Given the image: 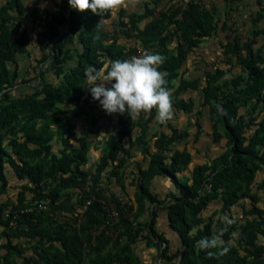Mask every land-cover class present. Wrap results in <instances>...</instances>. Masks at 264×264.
<instances>
[{"label":"trees","instance_id":"16d2710c","mask_svg":"<svg viewBox=\"0 0 264 264\" xmlns=\"http://www.w3.org/2000/svg\"><path fill=\"white\" fill-rule=\"evenodd\" d=\"M172 1L152 0L153 7L146 2L141 13L126 14L120 9L111 24L113 30L107 25L111 13L77 12L67 0H51L49 10L26 7L21 0H5L0 6V187L7 183L5 164L23 182L16 204L0 203V238L6 239L0 244V250H5L0 253V264H17L10 258L21 255L12 243L14 238L36 244V257L25 258L22 264H81L84 250L94 253L87 264H144L132 247L139 240L156 247L168 261L178 259V264H264V244L259 242L264 240V196L257 193L264 180L255 182L259 172L264 174V43L259 40L264 37V0H255L254 27L244 40L235 34L219 42L229 66L206 72L202 85L200 78H180L179 70L189 52L229 27L219 20L216 6L207 8L201 0H188L184 9L172 5L166 11L156 10ZM25 18L30 20L29 29L22 27ZM116 34L138 43L127 47L117 41ZM32 44L39 56L26 72L32 76L20 79L18 61ZM141 49L161 54L158 68L164 75L163 86L170 90L172 111L192 113L194 102L183 94L197 92L201 106L207 108L213 141L224 139L225 149L209 164H196L186 173L190 155L173 148L188 132L169 125L168 132H156L147 144L154 108L135 118L115 114L116 128L104 142L96 172L110 167V177H118L132 147L140 151L145 165L137 166L134 206H118V217L109 220L101 201L117 202L119 197L106 196L82 169L89 162V143L86 136L75 134V124L66 115L75 116L84 106L97 103L84 93L85 68L98 67L105 58H128ZM234 66L237 72L231 70ZM32 80L36 81L32 93L11 95L14 87ZM39 120L46 124L37 127ZM48 125L56 127L67 151L61 156L50 151L53 132ZM3 128L10 135L7 143ZM154 180L171 184L164 197L151 191ZM90 182L92 195L84 199L92 198L90 205L81 213L66 211L61 190L82 189ZM26 192L45 209L24 205ZM237 204L242 214L239 219L229 215ZM213 205L218 207L203 218L201 213ZM146 213L149 219L141 220ZM159 216L179 241L172 254H168L171 236L159 230ZM113 227L118 229L114 239L108 236ZM215 234L223 244L206 250L194 247L201 236ZM109 242L115 250L103 253Z\"/></svg>","mask_w":264,"mask_h":264},{"label":"rangeland","instance_id":"374dc122","mask_svg":"<svg viewBox=\"0 0 264 264\" xmlns=\"http://www.w3.org/2000/svg\"><path fill=\"white\" fill-rule=\"evenodd\" d=\"M23 5L26 7L38 6L43 10L51 9V0H21ZM57 1V0H55ZM152 0H147L149 2L150 7H153ZM207 8H211L212 6H216L219 10V20L221 22L224 20L226 22V26L229 27V30L222 32L218 31L217 35L205 39L198 48L189 52L186 58L185 63L182 65L179 70V77L191 80L200 78V84H204V76L206 72H214L216 68H226L229 66L227 63V57L222 53V49L219 46V42H225L227 37L229 39L235 35L240 34L241 38L244 40L246 38L245 33L253 28L252 16L258 10V8L253 4L250 0H201ZM5 0H0V6L4 4ZM186 0H174L172 2H167L161 4L156 10L166 11L169 6H181ZM143 4V0H123V4L121 7H118L116 11L112 14V19L108 27L113 30V22L116 21L118 16V12L120 9H124L126 14L132 12H140ZM24 28H30V20L25 18L22 24ZM264 27V21L261 24ZM117 41L126 45L127 47L132 44H137L138 40L135 38L124 39L121 35L116 34ZM260 42L264 43V37L259 39ZM260 44V43H259ZM258 47V44L255 48ZM39 56V50L34 47V45H30L28 47V53L19 59V78H30L32 74L26 75V72L30 69L29 67L35 64V59ZM235 59H231V63H234ZM231 70L234 72L238 71V66L231 67ZM36 84V81L32 80L30 83H21L20 85L14 87L11 95H19L25 93H32L31 87ZM178 81L174 82V85H177ZM84 93L87 94V86L84 88ZM183 97L194 102L193 111L190 114H186L183 112H173L172 116L164 123L160 124L154 119L151 120L149 127L147 129V137L146 143L151 144L153 140V135L159 131L168 132L169 125L175 126L180 132H188V136H186L180 143L174 145V150L182 151L186 154H189L191 157V161L188 165V169L186 173H189L191 168L196 164H209L210 159L219 153L223 152L225 149V140L221 139L218 142L213 141L212 135V126L211 121L208 119L207 108L206 106H201V97L195 91H189L183 94ZM63 110L66 108L62 107ZM50 115V113L48 114ZM67 118L70 122L75 124V134L79 137L86 136L89 143V151L88 157L89 162L87 165L83 166L82 169L89 173L92 178L97 183V186L102 189L103 193L106 196L110 194H115L128 204L134 206V193L136 191L135 179L136 171L138 165H145V162L142 160V155L140 151L132 147L130 149V154L127 159V163L125 167L121 170V174L118 177H110L109 170L110 167H107L102 172H96V166L99 162V159L102 155L103 145L107 137L115 130L116 128V118L115 113L113 114H105L104 111L99 107L97 103H91L87 106H84L83 112L78 113L77 115H71L68 113ZM46 124L44 120H39L37 122V127H42ZM49 130L52 133V139L50 141L51 153L61 156L64 152L62 145L59 140V135L54 131V125H48ZM221 132V129H218ZM139 132V129H135L133 136ZM1 134L3 135V142L7 143L10 135L7 134L6 130L3 128L1 130ZM63 135H66L63 132ZM4 174L7 179V183L5 186L0 187V203L2 202H11L16 204L19 198V191L21 190L22 181L17 180L11 169L8 165L5 164ZM264 180V174L259 172L255 177L256 184H259ZM171 187V184L164 180H154L150 183L151 191L159 194L161 197H164L168 192V188ZM92 183H85L80 188H69L66 190H61L62 203L63 207L66 208V211L69 210L72 212H80L81 207L84 204L85 197L92 195L91 194ZM255 189V188H254ZM257 193L260 196H264V184L263 188L257 190ZM24 205L29 206L30 208L34 206H38L35 204V201L32 199V194L29 192L25 193ZM218 205H213L209 209L205 210L201 213L203 218H207L211 215L212 211L216 209ZM245 208H249L248 204H245ZM231 212L229 213L235 219H239L242 217L240 206L234 205L231 208ZM71 212V213H72ZM133 212H127L126 215H129ZM227 216V215H225ZM253 217H249L252 219ZM141 220H148L149 213L144 214ZM243 221H241L242 223ZM157 223L159 226V230H165L167 236H174L171 232L166 228L165 220L162 216L157 218ZM0 228V232H1ZM118 234V229L112 228L108 233V236L112 239ZM236 235V233H234ZM6 241L5 238H0V244ZM171 245L168 249V254H172L176 248H179L180 244L177 239H173L170 237ZM260 243L264 244V240L260 239ZM13 244H17L19 249L21 250V255H10V258H13L17 264H22L25 258L30 256L36 257L34 253L33 246H36L34 241H28L26 238H14L12 239ZM47 245V244H46ZM133 249L135 253H137L144 264H178V259L173 261H168L159 256V253L156 247L147 246L145 240H139L136 244H134ZM164 247V246H163ZM171 247V248H170ZM171 249V250H170ZM115 249L111 247V242L107 243L106 247L102 251L113 252ZM1 254L5 253V250H0ZM243 254V252H242ZM94 253L92 251L84 250L83 256L81 258V264H87L89 260L92 258ZM264 260V258H263Z\"/></svg>","mask_w":264,"mask_h":264},{"label":"clouds","instance_id":"9594fccd","mask_svg":"<svg viewBox=\"0 0 264 264\" xmlns=\"http://www.w3.org/2000/svg\"><path fill=\"white\" fill-rule=\"evenodd\" d=\"M70 9L77 12L114 13L123 0H67ZM162 56L158 52H145L124 59L105 58L98 67L84 69L90 98L107 114H127L135 118L141 112L155 110L153 119L164 124L172 116L170 90L158 65ZM84 85V86H85ZM224 241L218 234L201 236L194 247L206 250ZM226 251V248L220 249ZM207 254V253H206Z\"/></svg>","mask_w":264,"mask_h":264},{"label":"built area","instance_id":"2783aa9c","mask_svg":"<svg viewBox=\"0 0 264 264\" xmlns=\"http://www.w3.org/2000/svg\"><path fill=\"white\" fill-rule=\"evenodd\" d=\"M187 1L188 0H186V2ZM186 2H184L181 5V8L184 9L186 7ZM145 52H146V50L141 49L137 54H133L131 56H140V55H143ZM91 200H92V198L87 199L84 202L83 206L81 207V211L79 213H81L84 209H86L90 205ZM101 202H102V206H103L104 210L107 212L109 220H115L118 217V215H119L118 206L119 207H124V206L128 207L130 205V204H128V202H125L121 198H117V202H114L110 199H105V200H102ZM41 208L45 209V206L42 204H39L38 209H41ZM263 258H264V253H263Z\"/></svg>","mask_w":264,"mask_h":264},{"label":"crops","instance_id":"0c3cea01","mask_svg":"<svg viewBox=\"0 0 264 264\" xmlns=\"http://www.w3.org/2000/svg\"><path fill=\"white\" fill-rule=\"evenodd\" d=\"M250 1H252L253 4L255 5V0H250ZM146 2H147V0H143V4H142V7H141V10H140V12H138V13L143 12V10H144V4H145ZM111 17H112V14H111ZM171 237H173V239H174L175 236H171Z\"/></svg>","mask_w":264,"mask_h":264}]
</instances>
